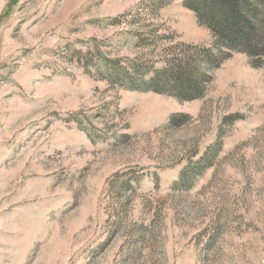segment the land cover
<instances>
[{"label": "rangeland", "instance_id": "1", "mask_svg": "<svg viewBox=\"0 0 264 264\" xmlns=\"http://www.w3.org/2000/svg\"><path fill=\"white\" fill-rule=\"evenodd\" d=\"M183 56L193 100L120 78ZM0 264H264V58L183 0H0Z\"/></svg>", "mask_w": 264, "mask_h": 264}, {"label": "trees", "instance_id": "2", "mask_svg": "<svg viewBox=\"0 0 264 264\" xmlns=\"http://www.w3.org/2000/svg\"><path fill=\"white\" fill-rule=\"evenodd\" d=\"M183 4L195 12L199 22L213 32L222 49L242 52L253 58H264V0H183ZM208 59L213 63L218 57L216 60H211V57ZM184 64L183 56L169 63V68L179 70L180 73L156 70L150 79L145 80L148 71L138 69L139 80L124 72H121L120 78L130 89L170 92L179 99L190 101L200 89L203 72L194 69L188 73L182 66ZM165 87L172 90H165Z\"/></svg>", "mask_w": 264, "mask_h": 264}]
</instances>
